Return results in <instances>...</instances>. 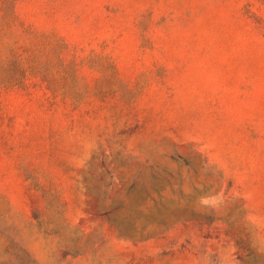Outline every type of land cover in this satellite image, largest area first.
Here are the masks:
<instances>
[{
    "label": "rangeland",
    "instance_id": "1",
    "mask_svg": "<svg viewBox=\"0 0 264 264\" xmlns=\"http://www.w3.org/2000/svg\"><path fill=\"white\" fill-rule=\"evenodd\" d=\"M0 264H264V0H0Z\"/></svg>",
    "mask_w": 264,
    "mask_h": 264
}]
</instances>
